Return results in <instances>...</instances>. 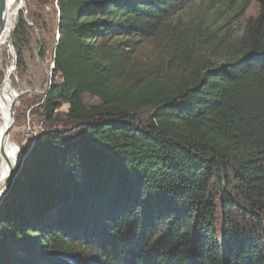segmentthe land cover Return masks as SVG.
<instances>
[{"label": "trees", "instance_id": "1", "mask_svg": "<svg viewBox=\"0 0 264 264\" xmlns=\"http://www.w3.org/2000/svg\"><path fill=\"white\" fill-rule=\"evenodd\" d=\"M190 1L57 0L69 111L21 146L0 264H264V0L238 36Z\"/></svg>", "mask_w": 264, "mask_h": 264}, {"label": "rangeland", "instance_id": "2", "mask_svg": "<svg viewBox=\"0 0 264 264\" xmlns=\"http://www.w3.org/2000/svg\"><path fill=\"white\" fill-rule=\"evenodd\" d=\"M56 3L57 0H24V2L22 0L21 4L24 7L19 11L14 30L8 43L3 44L0 50L1 86L5 72L13 62L12 85L19 92V96L14 101L15 124L10 135L11 141L17 146L19 158L15 159L17 161L11 165L9 172L21 158L19 154H21L22 145L32 143L37 135L45 130L61 129L67 120L69 111L67 102H63L56 110L58 118L52 124L48 123L43 107L52 84H61L63 80L61 73L56 72L54 67V54L60 37L59 9ZM258 13V0H192L176 14V18L180 17L182 20H188L191 17L203 18L213 27L221 25L225 28L229 27L232 34L238 36L243 33L246 23ZM20 17L27 21V37L23 38L24 42L23 40L15 42L14 33ZM228 20L232 22L226 24ZM16 44L22 51V66L18 64L19 52ZM84 102L91 105L98 103L99 100L86 94ZM29 127L36 133V137H28ZM23 159L24 156L21 160ZM6 175L0 180L1 189L4 187Z\"/></svg>", "mask_w": 264, "mask_h": 264}, {"label": "bare ground", "instance_id": "3", "mask_svg": "<svg viewBox=\"0 0 264 264\" xmlns=\"http://www.w3.org/2000/svg\"><path fill=\"white\" fill-rule=\"evenodd\" d=\"M21 1L22 0H7L5 10L0 15V50L2 49L3 44L8 43L11 33L14 30L15 21L19 11L24 7L22 6L23 4H21ZM1 4L2 0H0V6ZM13 67L14 63L12 62L5 72L4 81L0 87V150L1 148L4 149L3 155L0 152V172L2 174L0 180H2L9 172L11 165L17 161L15 159L18 157L17 146L11 141V134L4 137L7 127L14 118L11 113V105L19 95V92L14 89L12 85Z\"/></svg>", "mask_w": 264, "mask_h": 264}, {"label": "water", "instance_id": "4", "mask_svg": "<svg viewBox=\"0 0 264 264\" xmlns=\"http://www.w3.org/2000/svg\"><path fill=\"white\" fill-rule=\"evenodd\" d=\"M6 2H7V0H2V4H1V6H0V15L3 13V11L5 10V6H6ZM55 52H56V49H55ZM54 59H55V54H54ZM54 67H55V64H54ZM0 87H1V80H0ZM19 96V95H18ZM17 96V97H18ZM15 101V100H14ZM11 113H12V115H13V117H14V102H13V104L11 105ZM14 124H15V118L13 119V121H12V123H10V125L7 127V129H6V131H5V133H4V137H6V136H9L10 134H11V131H12V128H13V126H14ZM36 139V138H35ZM34 142H35V140H34ZM32 144V143H31ZM18 148L20 149V146L18 145ZM0 152H1V154L3 155L4 154V149L3 148H1V150H0ZM20 156H21V158L24 156V154H23V150L22 149H20ZM21 158H20V160L18 161V163H17V165H16V167H14L7 175H6V177H5V184H4V187H3V189H0V199H3V197H4V195H6L5 193H6V191H7V189H8V187H9V184H10V182H13L14 181V179H15V177L17 176V174L19 173V171H20V166L22 165L21 163Z\"/></svg>", "mask_w": 264, "mask_h": 264}, {"label": "built area", "instance_id": "5", "mask_svg": "<svg viewBox=\"0 0 264 264\" xmlns=\"http://www.w3.org/2000/svg\"><path fill=\"white\" fill-rule=\"evenodd\" d=\"M27 135H28V137H31V136L36 137V133L32 130L31 127L28 128Z\"/></svg>", "mask_w": 264, "mask_h": 264}]
</instances>
